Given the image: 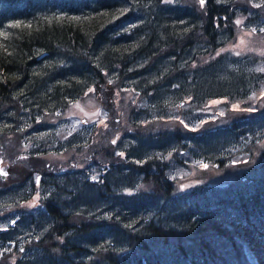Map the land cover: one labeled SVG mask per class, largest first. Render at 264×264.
Listing matches in <instances>:
<instances>
[{"label":"trees","instance_id":"1","mask_svg":"<svg viewBox=\"0 0 264 264\" xmlns=\"http://www.w3.org/2000/svg\"><path fill=\"white\" fill-rule=\"evenodd\" d=\"M262 27L264 0H0V264H264ZM93 89L121 126L51 137Z\"/></svg>","mask_w":264,"mask_h":264},{"label":"rangeland","instance_id":"2","mask_svg":"<svg viewBox=\"0 0 264 264\" xmlns=\"http://www.w3.org/2000/svg\"><path fill=\"white\" fill-rule=\"evenodd\" d=\"M238 24H239L240 31H243V32H240L238 34L237 39L232 46V50L234 53L236 52L238 55H240L246 52L247 50L252 52L253 48H256L258 44L259 46H261L260 37H254L252 35V32L256 33L255 32L256 28H254V26L248 25L249 27H251L250 28L252 30L251 32L250 29H243L244 27L243 24H240V23ZM262 28L264 29V27ZM102 90L108 91L109 93L111 91V88L104 87ZM91 91L92 92L85 95L84 98H81L79 100L72 102L66 110H64L61 114H59L56 120L54 119L53 121H50L49 123L47 122L48 126L50 125L49 127L50 130L53 131L52 134L50 135L51 137H53V134H60L66 139L74 137L75 141H82V140L84 141L86 140V138L88 137L92 129L104 130V128L107 127L108 125L107 121H109L110 118L115 120V122L119 124V126H121V124L125 120V118L123 117V112H122V105H123V103L121 102L122 98L117 97L115 99V102H113L111 98L114 96L106 92L107 99L109 96V99H108L109 105L107 106V103L103 101V96L100 97L99 93L94 89ZM210 103L214 106L218 103V101L216 102L211 101ZM238 106L239 104H231V107L233 108H237ZM219 111H220V116L222 117V119L224 118V115L225 117H227V114L224 110L219 109ZM236 113L231 112L229 115H231L232 117L233 116L236 117V115H238ZM231 116L227 119H224V121L228 122ZM238 116H243V114L240 113V115ZM29 135H31V133ZM37 138L43 139L41 135L39 136L37 135ZM118 139H119V135H114L110 137V140H112L114 143H116ZM37 145L38 144H35L33 147H36ZM253 146L255 147L256 150L252 156L255 155L254 158H256L258 157L259 149L264 146V137L260 142H258V140L255 138ZM29 149H31V147H29ZM18 156L16 155L15 157L11 158L10 156L4 157V154H2V157H0V170H2L5 173V176L9 172V169L11 168V166H14V167L22 166V164L17 158ZM79 156L81 157V155ZM240 156L241 155H237L238 159L240 158ZM53 157L55 160H58L60 166H62L63 168H67L66 166L68 164H72L73 159H74L70 152L58 153ZM80 157L77 159H80ZM251 161L252 160L248 161L247 164ZM72 166L80 167L82 166V161H80L78 165L75 164ZM199 168L208 170L207 175L202 176V177H195L197 174L196 173L197 171H193L190 174L187 172L184 176H182L183 183L181 184L187 187L195 183L222 182V181H225L231 178L232 176H237L241 172L243 166L240 164L239 165H231V164L229 165L228 164V166L225 167L227 169L220 170L221 177H219L218 179H216L217 171H215L216 169L215 167L200 166ZM0 176H2L1 173H0ZM12 213L14 212L13 211L9 212V215Z\"/></svg>","mask_w":264,"mask_h":264},{"label":"water","instance_id":"3","mask_svg":"<svg viewBox=\"0 0 264 264\" xmlns=\"http://www.w3.org/2000/svg\"><path fill=\"white\" fill-rule=\"evenodd\" d=\"M1 173V175H2V177H4L5 176V173L2 171V172H0Z\"/></svg>","mask_w":264,"mask_h":264},{"label":"snow or ice","instance_id":"4","mask_svg":"<svg viewBox=\"0 0 264 264\" xmlns=\"http://www.w3.org/2000/svg\"><path fill=\"white\" fill-rule=\"evenodd\" d=\"M204 0H201V4H203ZM0 172H2V170H0Z\"/></svg>","mask_w":264,"mask_h":264}]
</instances>
